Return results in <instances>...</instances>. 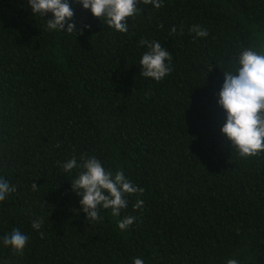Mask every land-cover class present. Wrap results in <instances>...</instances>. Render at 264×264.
I'll return each mask as SVG.
<instances>
[{"label": "trees", "instance_id": "16d2710c", "mask_svg": "<svg viewBox=\"0 0 264 264\" xmlns=\"http://www.w3.org/2000/svg\"><path fill=\"white\" fill-rule=\"evenodd\" d=\"M69 3L81 34L0 0V179L15 189L0 201V264H264V153L231 152L217 104L239 54H264V0H141L126 33ZM141 40L172 54L158 82L139 75ZM82 155L144 193L88 222L70 184L81 169L61 167ZM13 229L28 236L19 255L2 243Z\"/></svg>", "mask_w": 264, "mask_h": 264}, {"label": "clouds", "instance_id": "9594fccd", "mask_svg": "<svg viewBox=\"0 0 264 264\" xmlns=\"http://www.w3.org/2000/svg\"><path fill=\"white\" fill-rule=\"evenodd\" d=\"M72 2L80 4L83 10L90 11L94 18L101 19L108 28L126 33L128 18L140 13L137 4L141 0H72ZM142 3L150 4L154 9L163 6L162 0H142ZM28 7L33 15L42 18L51 14V18L45 20L48 31L61 33L67 26L65 33L81 34L75 22L69 23L74 16L69 0H28ZM175 31L173 27L171 33ZM191 32L200 38L208 35V32L199 25H193ZM139 43L147 49L139 61V75L157 82L169 75L172 71L169 66L172 54L159 42L141 40ZM236 61L234 71L223 72L224 80L218 92L217 104L226 115L220 133L230 142L231 152L235 150L241 158L255 157L264 153V54L248 48L239 54ZM80 160L82 163L79 166L76 158H72L61 167L64 173H70L77 167L81 169L70 184L72 191L80 198V209L88 222H100L101 209H110L112 216H119L121 210L128 205L126 197L144 193V188L136 186L126 177L123 170L115 173L106 170L95 156L82 155ZM31 187L33 190L38 189L34 182ZM14 191V187L6 180L0 179V201L5 200L6 196ZM143 204V200H137L133 208L140 209ZM135 220V216H126L119 221L117 227L120 230H127ZM42 223V220H34L32 228L38 230ZM27 242L28 236L19 229H13L9 235L2 238L3 245L18 255L23 253ZM133 264H144V261L142 258H135ZM227 264L238 262L229 259Z\"/></svg>", "mask_w": 264, "mask_h": 264}]
</instances>
